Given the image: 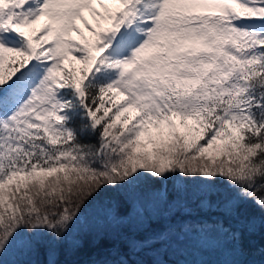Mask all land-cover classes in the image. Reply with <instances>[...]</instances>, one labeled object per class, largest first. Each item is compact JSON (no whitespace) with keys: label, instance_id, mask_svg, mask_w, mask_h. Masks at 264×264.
<instances>
[{"label":"snow or ice","instance_id":"obj_1","mask_svg":"<svg viewBox=\"0 0 264 264\" xmlns=\"http://www.w3.org/2000/svg\"><path fill=\"white\" fill-rule=\"evenodd\" d=\"M193 204L178 239L264 264V0H0V264H83Z\"/></svg>","mask_w":264,"mask_h":264},{"label":"trees","instance_id":"obj_2","mask_svg":"<svg viewBox=\"0 0 264 264\" xmlns=\"http://www.w3.org/2000/svg\"><path fill=\"white\" fill-rule=\"evenodd\" d=\"M192 207L194 210L192 216H185L180 210H177L173 215H166L162 211L155 218L149 217L140 222L133 220L128 226L118 230L112 236L105 237L99 244H90L76 259L87 264L91 259L105 257L107 252L113 248L123 249L126 239L130 237L139 241L153 240L156 245L153 254H159L160 250L163 249L166 264H201V261H204L205 264H220L219 256L214 254L202 255L194 250L195 237H185L181 240L171 231L179 228L186 221H195L211 215L200 211L195 204ZM162 233H169V238L164 242L158 240ZM141 262L142 264H150L148 257H134L130 260V264H141Z\"/></svg>","mask_w":264,"mask_h":264},{"label":"rangeland","instance_id":"obj_3","mask_svg":"<svg viewBox=\"0 0 264 264\" xmlns=\"http://www.w3.org/2000/svg\"><path fill=\"white\" fill-rule=\"evenodd\" d=\"M91 22V21H90ZM181 131H183V130H181Z\"/></svg>","mask_w":264,"mask_h":264}]
</instances>
